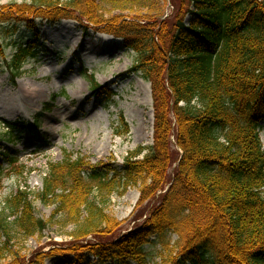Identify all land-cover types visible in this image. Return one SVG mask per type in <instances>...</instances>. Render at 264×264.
<instances>
[{"label":"trees","instance_id":"obj_1","mask_svg":"<svg viewBox=\"0 0 264 264\" xmlns=\"http://www.w3.org/2000/svg\"><path fill=\"white\" fill-rule=\"evenodd\" d=\"M102 1L112 12L102 11L99 0L0 5V31L20 25L32 31L10 61L0 41L2 63L15 84L40 53L37 21L75 19L120 39L136 53L131 71L151 83L153 145L131 152L121 169L69 154L51 163L41 191L27 187L6 200L0 264H27L15 249L16 236L47 229L51 220L36 217L32 200L57 203L76 225L75 240L109 238L120 223L105 212V199L129 188H139L137 208L148 209L141 224L95 244L52 249L40 259L148 264L145 247L156 243L163 264H264V0ZM91 78V89L102 90ZM7 124L14 132L24 128ZM3 160L17 162L7 154Z\"/></svg>","mask_w":264,"mask_h":264},{"label":"rangeland","instance_id":"obj_2","mask_svg":"<svg viewBox=\"0 0 264 264\" xmlns=\"http://www.w3.org/2000/svg\"><path fill=\"white\" fill-rule=\"evenodd\" d=\"M31 1L0 0V5ZM99 2L102 11L112 12L102 0ZM171 10L168 4L166 11ZM37 23L42 39L40 53L26 63L24 75L15 84L0 57V216L6 200L20 190L28 187L32 193L41 191L50 164L60 163L66 154L73 159L83 157L92 166L121 169L131 152L151 147L154 140L152 88L140 73L131 71L136 53L125 49L121 40L75 19ZM82 26L89 28L87 32ZM31 35L24 25L0 31L8 61L15 46ZM92 76L102 87L99 92L91 89ZM8 122H22L23 131L14 132ZM260 136L264 148V124ZM4 154L16 157L17 162L8 164ZM145 154L147 151L141 157ZM139 197V188H129L124 194L106 198L105 212L120 223L118 230L108 234L109 238L91 235L78 240L72 236L76 225L64 218L66 213L59 212L57 203L32 200L36 217L51 221L42 234L29 238L17 235L15 249L27 258V264H36V260L41 264H63L71 258H40L73 242L95 244L131 231L148 214L145 206L137 208ZM5 214L10 222L14 221L13 215ZM170 237L172 242L177 240L176 235ZM145 250L148 264H163L158 244ZM87 259L93 260L90 256Z\"/></svg>","mask_w":264,"mask_h":264}]
</instances>
